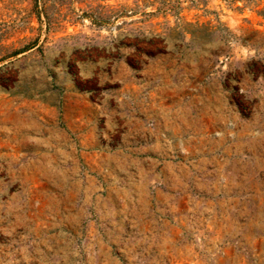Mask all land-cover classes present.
<instances>
[{"label":"rangeland","instance_id":"1","mask_svg":"<svg viewBox=\"0 0 264 264\" xmlns=\"http://www.w3.org/2000/svg\"><path fill=\"white\" fill-rule=\"evenodd\" d=\"M159 75L185 98L222 88L232 118H264V0H0V129L38 132L36 152L0 160V264H130L128 216L149 203L132 194L136 148L155 141L168 160L182 144L179 189L202 196L166 207L182 248L167 264H264L256 186L208 216L191 136L132 134L121 89Z\"/></svg>","mask_w":264,"mask_h":264},{"label":"crops","instance_id":"2","mask_svg":"<svg viewBox=\"0 0 264 264\" xmlns=\"http://www.w3.org/2000/svg\"><path fill=\"white\" fill-rule=\"evenodd\" d=\"M166 83L163 75L153 76L152 80L143 77L142 82L134 81L121 89L128 96L120 97L119 104L128 106L127 115L134 126L132 134L191 136L193 144L190 155L195 168L207 169V175L214 174V180L211 182L208 179L205 183L208 192L211 185L213 194L221 190L230 192L234 185H239L245 191L247 185H254L259 204L264 205V118H232L229 93L222 88L212 89L198 83L193 95L185 98L182 88H168ZM102 109L101 103L94 106L95 112H102ZM146 122H153L155 127L146 126ZM140 126L143 127L140 129ZM158 143L155 141L136 148L146 155L141 162L144 182L141 183L142 191L138 192L137 187L141 184L135 179V192L132 194L136 200L149 203L145 210L134 211L128 216V231L134 238L132 246L128 240V257L136 256L134 253L142 242L138 237L141 232H149L151 244L156 241L160 243V237L164 240L169 225L164 217L166 207L169 206L173 212L175 202L195 195L193 192L183 194L179 189L182 144L176 143L175 146L179 157L168 160L165 147ZM22 147L30 152L38 150L37 130L0 129V160L17 153ZM152 177L161 178L163 188L152 191ZM199 184L197 182V186ZM158 245L155 251L160 255L164 250H161V244Z\"/></svg>","mask_w":264,"mask_h":264},{"label":"built area","instance_id":"3","mask_svg":"<svg viewBox=\"0 0 264 264\" xmlns=\"http://www.w3.org/2000/svg\"><path fill=\"white\" fill-rule=\"evenodd\" d=\"M210 175H211L210 180L212 182L214 180V176H213L214 174H210ZM210 189L211 191L208 193V195L205 198H203L209 202L208 208H210L212 205V207L206 211L208 216H216L220 214L222 211H223L222 215L224 216L231 215V209H229L228 206L226 209H223L220 213L216 214L214 212L215 201H224V202L226 201L230 205V202H236V201L241 202V201L246 200V198H244L245 196L242 195L243 193L246 192L244 189L243 190L240 189L239 192L237 193V196H234L236 194L233 191V189L230 192H223L224 190H221L220 192L216 194H213L212 192V185L210 186ZM199 198H202V196H200L199 194H195L191 199H193L194 201H198ZM253 198L255 199L254 202H258L257 197H253ZM243 207H246V205H244ZM198 214H199V209H197L193 215L197 216ZM164 215L163 216L166 218V220L169 221V225L167 226L168 228L165 233V238H164L165 241L160 237V240H161L160 243L156 241L153 244H151L149 240H152V237L149 238L150 236L149 232L139 233L138 237L140 241L142 242L138 250H136V252L134 253L136 254V256L133 254L134 258L129 257L130 264H167L168 261L177 258V256L181 254L182 248L180 245L179 247L177 246V244L175 243V238H174L175 236L174 234L177 233L176 224L180 225V223L176 221L178 219L180 220V217L178 219H174V215L176 214L170 213V216L173 219L171 221V218H168L167 212L164 213ZM145 238L147 239V241H145L146 240ZM168 238H170V240H168ZM173 238H174L173 240L174 242H171ZM154 239H156V237ZM130 242H131L130 246H132L134 242V238L132 239V241L130 240ZM158 244H161L160 248L161 250L162 249L164 250V252L162 251L160 255L158 254V252L155 251L157 247H159Z\"/></svg>","mask_w":264,"mask_h":264}]
</instances>
